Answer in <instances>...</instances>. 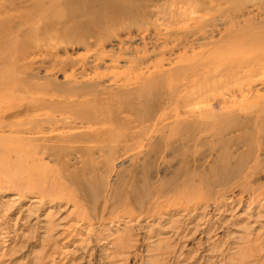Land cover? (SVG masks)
I'll list each match as a JSON object with an SVG mask.
<instances>
[{
	"label": "bare ground",
	"instance_id": "obj_1",
	"mask_svg": "<svg viewBox=\"0 0 264 264\" xmlns=\"http://www.w3.org/2000/svg\"><path fill=\"white\" fill-rule=\"evenodd\" d=\"M17 5L0 11V174L30 179L55 156L74 165L103 158L110 177L127 158L182 162L214 145L212 182L179 170L156 189L130 186L131 196L153 199V213L194 200L200 185L247 177L242 162L228 169V142L256 141L264 130L255 118L264 103L253 102L264 93V0ZM17 8L6 28L3 14ZM52 14L38 35L33 24Z\"/></svg>",
	"mask_w": 264,
	"mask_h": 264
},
{
	"label": "rangeland",
	"instance_id": "obj_2",
	"mask_svg": "<svg viewBox=\"0 0 264 264\" xmlns=\"http://www.w3.org/2000/svg\"><path fill=\"white\" fill-rule=\"evenodd\" d=\"M18 1L0 0V11L18 7ZM21 12L11 10L1 21L8 28ZM58 16L34 23L38 35ZM123 35L128 36L117 34ZM42 66L49 75L50 63ZM259 94L252 101L264 103ZM255 118L264 122V108ZM246 141L242 136L228 142L234 158L228 169L242 162L246 178L200 185L194 200L160 202L154 213L149 212L153 199L131 196L130 186L156 189L179 170L212 182L217 160L206 157L214 145L198 147L182 162L168 161V154L127 158L110 177L103 158L74 165L55 156L43 158V176L33 172L20 181L0 174V264H264V130L258 140Z\"/></svg>",
	"mask_w": 264,
	"mask_h": 264
}]
</instances>
